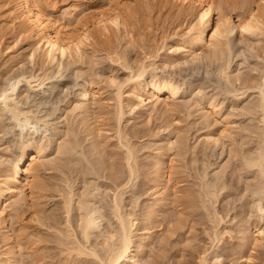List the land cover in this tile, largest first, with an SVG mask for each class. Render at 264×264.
<instances>
[{
	"label": "rangeland",
	"instance_id": "374dc122",
	"mask_svg": "<svg viewBox=\"0 0 264 264\" xmlns=\"http://www.w3.org/2000/svg\"><path fill=\"white\" fill-rule=\"evenodd\" d=\"M105 1L48 0L45 5L52 4L49 8L61 23L68 22L64 10L83 11L86 18ZM242 1L223 0L222 7L236 19V2ZM2 2L0 87L6 88L11 76L38 73L41 68L49 70L50 78L40 90L23 82L16 90L21 94L26 88L18 96L21 108L48 119L46 130L35 134L44 137L41 158L45 160L39 159L46 164L34 180L40 178L45 186L35 204L26 202L14 212L7 208L12 237L4 235L0 224V264H102L94 255H79L75 248L86 247L88 253L96 249L108 260L102 242L109 232L118 237L115 192L122 193L124 213L135 219L132 240L140 259L137 264H201L204 255L208 264H264V237L254 239L257 230L264 231L259 211L264 197L256 194L264 179L258 166L247 164L264 148V26L257 32L236 28L228 45L215 49L207 43L190 54L180 46L194 15L176 14L160 2L148 5L146 0H131L124 29H114L81 54L48 65L37 54L32 57L33 42L18 35L9 5ZM68 23L66 29L78 31L77 23ZM222 68H227L228 76L222 75ZM164 78L176 83L179 93L174 98L164 93L156 104L143 107L138 87L143 85L144 96H150L151 83ZM86 86L94 98L89 116L80 108ZM0 120L6 123L0 129L2 180L19 154L17 142L23 136L14 132L9 113L0 110ZM212 132L217 141L208 139ZM59 143L71 146V153L66 151L68 146L61 150ZM127 147L134 153L133 175ZM163 169H168L169 177L164 178ZM97 185L98 195L87 206L97 210L100 224L90 241L84 242L77 201L87 187L93 190ZM67 190L73 196L70 238L64 233ZM11 246L17 249L9 255ZM120 261L115 264H136L131 258Z\"/></svg>",
	"mask_w": 264,
	"mask_h": 264
},
{
	"label": "bare ground",
	"instance_id": "6f19581e",
	"mask_svg": "<svg viewBox=\"0 0 264 264\" xmlns=\"http://www.w3.org/2000/svg\"><path fill=\"white\" fill-rule=\"evenodd\" d=\"M2 1L4 2V3L2 2L4 5L6 4H7L6 6L9 5V8L7 9H9V11L12 14L11 19L12 22H14L15 24L14 29H16L17 33H19L18 35L22 37L24 36L25 39H28V41L30 40L29 42L31 41L33 42L34 51L32 53V57L33 56L36 57L38 55L44 62H47L48 65H54V64L58 65L62 61V59L67 56L73 55L74 57L78 54H81L85 47L96 43L98 41V38H100L101 36L102 37L106 35L109 36V34H111V32L114 29L116 30L121 27L122 29H124L126 25L129 24L126 21L127 19L125 18V16H126V12L128 11L127 10L128 5L130 4L128 2H130L131 0L128 2L127 0H122L123 2L121 0H106L105 2H103V4H101L100 6H98V8H96V11L94 13L88 16L89 18L87 16L86 18H83L85 17L82 14L83 11L78 12L77 14V13H73L72 10H64L63 16L67 18L68 22L77 23L76 25L79 26L77 32L76 31L73 32V30H71L72 31L71 32L69 29H66L67 28L66 23L68 22H65L64 20H62L63 22L61 23H57V21L60 20L55 18L52 12L53 10L50 9L52 7V4L50 3L51 6L50 4H48L47 6L45 5L46 4L45 1L48 2V0H2ZM157 2L167 4V6H171V9L176 14L181 13L187 15L188 14L194 15L193 20L189 22L190 24L187 26L188 27L187 30L184 31V34L181 37L182 44L180 46L181 48L188 50L190 54H196V49H197L196 47L202 46L203 44H207V43H210L215 49L220 48L224 45H228L229 41L227 39L231 34L234 33L236 28L240 29L241 31L257 32L262 28V26H264V0H243L242 2H239V4H237L236 2L234 8L236 19L232 17L231 14L224 11L222 7L223 0H146V4L148 5L150 4L152 5V3L155 4ZM232 3H234V1H232ZM6 23L7 22L5 21V24ZM7 25H11V24L9 23ZM76 25L74 26L76 27ZM224 40L227 41L224 42ZM35 54L37 55L35 56ZM143 73L144 72H142L140 75L142 76ZM221 73L223 76H228L227 68L225 69L222 68ZM49 78H50L49 70L47 68L46 69L41 68L38 73L26 74L22 72L13 77L11 76V78H9L8 81V86L6 88L0 87V110L9 113V120L12 123V128L15 129L14 132H16V135L18 137L23 136L22 139L21 138L19 139L17 137L18 138L17 143H19V154L17 155L11 166L5 169L6 173L1 175L2 180L0 179V184L2 185L0 187V206H1L0 224H2L3 226L2 227L3 232L6 237H10V233H9L10 225L7 221V217L9 216H7L6 214L8 212V211L6 212L7 208L14 209L13 210L14 212L17 209H19L21 206L24 208L23 205H25L26 202H31V204H35L37 200H41L39 198L42 197L43 194L42 192L45 186V184L43 186L44 182L41 183L42 180L39 181L40 178L34 180L36 179V177L37 178L39 177L40 168L42 166H45L46 164L44 161H42L45 159L41 158V156L45 152V144L42 142L44 137L42 138L41 136H37L36 138L35 134L38 133L42 128H45L46 130L48 119L47 116L45 115H39L30 110H24L23 108H21L18 100V96L20 93H17L16 90L21 82H23V85L29 87L30 89L40 90L42 86L45 85L46 80ZM178 87L179 86L176 83H174L171 79H167V78L159 79V80L156 79L151 83L150 92H152V94L150 96L148 94L147 96H144L143 91H145V87L141 85L140 87H138L139 94L137 97L140 99V104H142L143 107L148 104L154 105L156 104V102L159 101V98H161V95L164 93H166L169 98H174L173 96L179 93ZM24 89L26 90V88ZM25 90L22 91L25 92ZM22 91L21 94L23 93ZM92 95L93 94H91L87 90V86H86V90L82 94L85 102L83 101L84 103V104L82 103L83 106L81 107L79 106V107L81 108L83 114H86L88 116L89 114L92 113V112L90 113V106H91L90 101L91 99H94L92 98ZM155 96L157 97L156 98L157 100L154 98ZM163 102L166 103L167 101L166 102L163 101ZM119 103L122 104V101ZM261 105L264 111V93L262 94ZM4 121L0 122V129L5 128L6 123ZM94 129L95 128L93 127L92 130L95 131ZM221 131H219V134L223 135L224 137L228 133L227 129L225 130V133L227 132L225 135L223 131L222 132ZM97 133L99 134V132ZM120 133H121L120 137L122 138L123 133L122 132ZM28 134L32 136L31 140L25 139L26 135ZM213 134H214L213 132L209 133L208 139H211L212 141H217L219 139L217 138L218 135H216L215 137V134L214 135ZM60 144L61 143H59V148L61 146ZM61 147H62L60 148L61 150H63V148H66L63 145ZM68 147L67 150L66 149L65 150L68 153H71L72 148H70L71 146ZM129 147H127V149ZM59 148L58 150H60ZM128 150H129V154L127 156L128 157L127 161H128L130 173L131 175H133V173H135V169L133 168L134 164H132L131 160L134 159L133 158L134 153L131 148H129ZM39 158H41L42 160H40ZM247 164L249 166H258L262 178L264 179V148L260 150L258 156L254 160H247ZM167 167L168 166H166V168ZM158 168L160 167L158 166ZM168 175H169L168 169L164 170V174H163L164 178L169 177ZM165 181H167V179ZM263 184L264 182L261 184V186L259 185L260 187L258 186L259 188L256 189V194H258L260 198L264 197ZM97 187L98 185L95 188L93 187L94 188L93 190H89L91 188L87 187L86 190L82 192L83 193L82 196L79 197L77 201V207L79 210L78 219L80 222L79 227L81 228L80 233L83 239L85 240L84 242L90 241V236H92L91 234H93L92 232L95 229H98L100 224V219H99L100 215H97V210L94 207L90 208L87 206V202L92 196L97 197L98 194L97 195L95 194L96 193L95 190H97L98 188L100 189V187L98 188ZM70 194L71 193H69L68 195L66 192L65 196L66 195L68 196L66 197L64 204L67 212L66 215H68L67 228L66 230H64L66 238H70V236L73 237L74 235V231H73L74 229L72 230L71 228L72 226H70L71 221L69 220L70 219L69 216H71L70 212L72 211L71 203L73 200L72 198L73 196ZM122 198L123 196L121 192L114 193L113 213L119 224L118 237L115 238V234L114 233L109 234L110 233L109 232L108 233L109 236L107 238L105 237L106 239L103 238L104 240L102 242L105 243V245L107 246V248L105 247L104 250L105 252L107 251L108 253V260H104L103 258L105 257H101V255L96 252L97 251L96 249L95 250L92 249L91 252L88 253V250L84 251L83 249L86 247H83L81 249V246L77 247L78 245H76L77 248H75V246L72 247L71 245L73 249L75 248V250L78 251L79 255L80 253L81 255L82 254H87V255L91 254L92 256L94 255V257L96 256L99 260H101L100 262H102V264H115L117 262L121 263L120 260L122 258H131L135 261V263L139 262L140 259L137 257L136 251H134L133 249V240H132V233L136 225L135 219L133 218V216L130 217L128 216V214L126 215L125 214L126 212L124 213ZM31 200H36V201L32 202ZM38 204L40 205L41 203L39 202ZM259 211H260V216H264L263 205L259 206ZM36 212L38 213L37 208L35 210V214ZM35 214L33 213V215ZM11 218L13 219L14 216ZM9 221H11L10 223H12L13 220H9ZM60 231L58 233H60ZM257 231L255 232L256 236H254L255 237L254 239L257 240L263 239L264 237L263 229ZM107 239L113 240V244L111 245L110 243H108L109 241ZM64 241L62 239L59 242H64ZM77 241L76 243L78 244L79 241L78 242ZM73 242L71 244H73ZM82 244L83 243L81 242V245ZM65 245L67 244L65 243ZM72 248H70V250L69 248L67 249L71 251ZM15 249L17 248L11 246L9 250L7 249V253L9 255L14 254L16 252ZM67 251L65 252L67 253ZM107 253H104L103 255H106ZM217 260L218 258L215 257L213 259V262L217 263ZM208 262L210 261H208L206 255H204L203 257L201 256L200 259L201 264H208Z\"/></svg>",
	"mask_w": 264,
	"mask_h": 264
}]
</instances>
